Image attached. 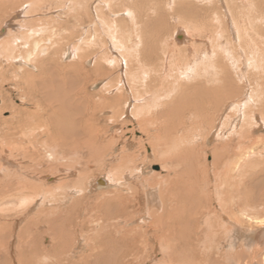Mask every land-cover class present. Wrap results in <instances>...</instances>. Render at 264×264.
Listing matches in <instances>:
<instances>
[{
    "label": "bare ground",
    "instance_id": "obj_1",
    "mask_svg": "<svg viewBox=\"0 0 264 264\" xmlns=\"http://www.w3.org/2000/svg\"><path fill=\"white\" fill-rule=\"evenodd\" d=\"M94 1H98L96 5L93 0H0V84L1 87L5 83L15 85V88L8 87V93H5L8 98L3 97L4 104L0 107V113L4 109L11 110L10 119H4L0 114L1 138L7 139L6 144L0 143V174L5 176L4 180L0 179V262L71 264L70 254H75V257L79 254L76 249L83 246L86 242L84 234L88 233L91 244L98 241V249L96 255L87 258L86 264H127L135 255H140L143 260L159 250H173L175 240L179 245L182 241L188 243L189 248L195 250L194 260L198 263V251L206 250L210 255L206 264L213 262V253L218 255L214 264H242L243 253L248 249L252 250L250 261L243 264H264V203L256 202L257 198L244 204L243 196L247 195L241 192L239 178L241 164L247 159L245 154L256 153L255 149H244L243 144L247 141L243 129L254 121L263 127L264 101L261 98L264 99V81L259 83V79L264 74V4L259 5L260 0H237L251 6L252 11L244 14L234 10V14L231 11L233 7H227L228 11L222 15L219 8L207 9L202 5L213 0H194L202 5V18L204 14H211L208 24L213 28H210L208 36L205 34L206 26L191 21L182 25L185 31L182 38L184 42L191 40L193 43L177 41L176 33L183 31L178 28L170 35L171 38L162 39L160 45L147 51L143 50V43L148 42L142 33L144 30L139 27L145 12H139L138 0ZM176 1L167 0V5L173 7L175 13L181 11V2L189 0ZM159 7L157 0L147 4V8L156 13ZM89 8L97 15H90ZM61 11L68 14L66 18L59 15ZM114 12L126 13L127 19L114 18ZM3 13L12 16L11 19L3 21ZM182 13L176 18L182 19L186 10L183 9ZM77 31H80L79 35ZM67 34L77 35L80 43H66L69 42H65L66 38L74 37ZM202 40L207 44L200 45L198 42ZM57 44L59 47L52 50ZM92 47L95 48L90 53ZM234 47L240 52L236 53ZM69 52L78 57L73 65L61 61ZM93 52L99 53L97 63L91 69H82ZM29 66L36 67V72L30 71ZM246 66L255 68L260 74L254 82L251 78L247 80L251 85L248 92L243 91L247 89L245 85L241 90L231 81L229 72L232 69L236 75L232 74L238 78L239 71L242 73ZM121 67L125 70L120 71ZM72 68L76 70L73 73ZM68 71L73 75L69 76ZM113 72L117 74L111 77ZM246 76L244 74L243 79ZM240 79L238 81H242ZM100 81L105 83L99 91H88L90 84ZM184 82H188L190 91L197 92L195 95L200 92L199 95L210 100L212 108L232 107V112L225 116L223 125L226 130L222 128L219 133L215 132L219 139L229 136L227 133L235 135L229 143L222 145V152L214 153L225 154V159L222 158L225 160L224 168L220 169L215 161L209 164L200 159V155L195 154L196 150L191 148L198 143L196 137L202 132L199 113H191L189 105L178 109V112L172 110L174 105L167 110V104L177 99L176 92ZM16 95L20 96L18 105L11 101ZM193 96L187 98L191 101ZM194 102L197 103L196 99L190 103L191 107ZM256 107L261 118L254 112ZM106 109H111L113 115L102 118L109 124L115 122L112 127L123 115L132 113L131 120L135 126L130 136L122 144V132L114 143L116 141L115 144L121 146L123 153L128 150L139 153L121 154L120 157V165L132 162L130 159L133 158L136 168L111 169L91 179L90 185L85 180L76 181L72 186L75 189H69L68 182L56 179V176L63 171L62 164L65 162L67 165L69 153L77 158L78 166L83 165L81 159L86 156L84 144L89 151L94 147L84 140L87 136H95L88 126L98 120L95 118L98 111ZM135 128L143 135L134 137ZM106 129L108 127L104 129L107 133ZM211 133L209 131L208 137L205 135L204 138L211 140ZM141 138H148L146 144L150 142L153 152L151 147L149 152L145 144L137 141ZM147 151L148 157L142 159L147 162L153 156L161 166L160 170L147 171L146 175L145 169L151 168L142 160L135 161ZM42 154L50 162H55L48 166L51 167L47 169L48 174H42L38 169L40 174L34 176L41 179V183L36 185L30 174L37 165L45 164ZM231 154L236 156L232 158ZM26 157L32 159L34 165L26 166ZM18 169L24 174L21 175V170L18 174ZM235 171L239 174L235 175ZM84 174L80 171L78 176L82 178ZM228 175L227 184L231 188L225 187V193L221 190V181ZM129 179L139 181L134 184V180L131 183ZM111 183L114 188H111ZM139 183L140 186L137 185ZM76 189L87 190V201L75 198ZM227 191L231 193L225 196ZM96 199L98 201L92 205ZM212 201L215 207H212ZM40 202L46 207L42 206L37 211L35 208ZM23 220L26 222L21 225ZM90 220L96 223L101 220L102 223L98 229V225L89 228ZM247 221L249 226L245 224ZM124 222H137L140 226L129 227ZM225 240L230 244V251L221 249ZM256 256L257 260L260 257L259 263L253 262ZM79 257L82 260L84 254ZM155 258L154 263L147 264L165 262Z\"/></svg>",
    "mask_w": 264,
    "mask_h": 264
},
{
    "label": "rangeland",
    "instance_id": "obj_2",
    "mask_svg": "<svg viewBox=\"0 0 264 264\" xmlns=\"http://www.w3.org/2000/svg\"><path fill=\"white\" fill-rule=\"evenodd\" d=\"M25 1V0H24ZM128 2L130 1V0H127ZM158 1V3H159V11L156 13V11L154 10V11H152V10H149L148 8H147V4L148 3H151V0H138V4H139V12L141 11V10H143V11H141V12H145V13H143V19H142V22H141V25H139V27H140V29L141 30H144V31H142V33H143V35H145V38H146V40H147V44L146 43H143L142 45H143V50L144 49H147V51H149L150 50V47H153V46H157V45H160L161 44V41H162V39H164V38H171V36L173 35V33H174V31L175 30H177L178 28L180 29H182L183 27H182V25L184 24V23H188V22H193V24H202L203 26H206V32H205V34L208 36V34H209V31L211 30L210 28H213L210 24H208V22H209V20H210V18H211V14H209V16L208 15H206V14H204L205 16H203V18H202V15H203V10L201 9L202 8V5H204L205 7H207V9H216V8H219L220 10H221V14L223 15V13L222 12H225V10L226 11H228V9H227V7H233L232 8V12L235 14V11L236 12H238V11H243V13L245 14V12H248V13H250L251 11H252V7L251 6H245V5H243L242 3H240L239 1H237V0H231V1H229V0H213V1H210V3L209 2H207V3H202V5L201 4H196L195 2L196 1H194V0H189V1H187V2H181L180 4H179V8L181 9V11H178L177 13H175V10H174V8L172 7V8H170L168 5H167V0H157ZM233 1V2H232ZM237 1V2H236ZM93 2H94V5H96L95 3L96 2H98V1H94L93 0ZM140 2V3H139ZM175 2H177L176 0H175ZM192 2V3H191ZM225 2L226 3H228V5H226L225 4ZM256 2H258V0L256 1ZM260 2V4L259 5H263L264 3H263V0H260L259 1ZM46 3V5L48 4V1L47 2H45ZM92 3V2H91ZM195 3V4H194ZM220 3H222V4H224V5H222V4H220ZM229 3H231V4H233V5H231V4H229ZM238 3V4H237ZM141 4V5H140ZM91 5V4H90ZM21 7V6H20ZM19 7V8H20ZM184 7V8H183ZM90 8H92V7H90ZM90 8H89V11H90V15H97V13L93 10V12H92V9L90 10ZM141 8V9H140ZM194 8V9H193ZM230 8V9H231ZM23 9V8H22ZM183 9L184 10H186V14L185 15H182L181 17H182V19H178V18H176V16L177 17H179V14L181 15V14H183L182 13V11H183ZM230 9H229V12H230ZM235 10V11H234ZM63 11V10H62ZM62 11L59 13V15H63V16H65V18L67 17V15H65V14H63L62 13ZM195 12V13H194ZM196 12H198V13H196ZM259 12V11H258ZM18 13V12H17ZM62 13V14H61ZM85 13V12H84ZM115 13V17L114 18H116V19H122V18H125V19H127V16H126V13H124V15L122 14H118V13H116V12H114ZM154 13V14H153ZM194 13V14H193ZM200 13H202V14H200ZM190 14H192V15H190ZM201 16H200V15ZM124 16V17H123ZM2 17H3V21L4 20H10L11 19V17L12 16H10V15H7V13H3L2 14ZM148 17V18H147ZM10 18V19H9ZM148 19V20H147ZM196 19V20H195ZM14 20V19H13ZM177 20H178V22H177ZM1 21V20H0ZM204 21V22H203ZM147 23V24H146ZM228 23V22H227ZM144 25V26H143ZM208 25H210V26H208ZM228 25V24H227ZM227 25H225V28L227 27V31H228V33H230L229 32V29H228V26ZM144 27V28H143ZM207 27H209V28H207ZM256 29H259V27L258 26H256ZM183 31H178L177 33H176V40L177 41H179V42H182V43H188V44H191V43H193V41H188V42H184L185 41V39H183L182 38V34H185L184 32V29H182ZM81 31V30H80ZM80 31L78 32H76V33H78V35L80 34ZM181 32V33H180ZM4 35H6V34H4ZM67 35H70V36H74V37H70V38H66L65 39V42L66 41H69V42H66V43H71V44H73V43H80L79 42V40L76 38V36L77 35H75V34H67ZM171 35V36H170ZM180 35H181V37H180ZM207 36H205V37H207ZM204 37V39H206ZM70 39V40H69ZM76 40H78V41H76ZM63 43V42H62ZM200 45H206L207 44V42H206V40H202V41H199L198 42ZM197 43V44H198ZM59 46H58V44H57V46L56 47H54V48H52V50L53 49H57ZM248 47V46H247ZM94 48L95 47H92L91 49H90V53L92 52V50H94ZM149 49V50H148ZM234 49H235V47H234ZM60 50V49H59ZM65 50V49H64ZM89 51V50H88ZM97 51V50H96ZM235 52L237 53V52H240L239 50H236L235 49ZM94 54L91 56L92 58H90L89 60H86L85 62V64L83 65V66H81V67H83L82 69H91L94 65H95V63H97V59H99L98 57H99V53L97 52H93ZM96 53V54H95ZM43 56H45V55H43ZM43 56H41V57H43ZM75 60V61H74ZM78 60V57L76 58L75 56H72L71 55V53L69 52V54H65L63 57H62V63L63 64H74L76 61ZM73 61V62H72ZM90 61V62H89ZM62 63H60V64H62ZM89 63V64H88ZM24 63H22V65H23ZM62 64V65H63ZM17 65V64H16ZM71 66V65H70ZM73 67H75V66H73ZM195 67H197L196 65H195ZM256 67V66H255ZM30 71H32V72H36V67H33V66H29V67H27ZM71 70V72L72 71H76V70H73V68L72 69H70ZM123 70V68L121 67V69H120V71H122ZM125 70V69H124ZM123 70V71H124ZM246 70V71H245ZM244 71V72H243ZM70 71H68V75L69 76H71V75H73L72 73H71ZM230 75L232 76H230V78H231V81H233V83L234 84H237V86H240L241 87V90H243V88H244V85H245V87L247 88V89H244L243 91H245V92H248V88L249 87H251V85H249L248 84V82H247V80L249 79V78H251V82H254L255 81V79H257L258 77L257 76H259L260 74H259V72H256V69L254 68H251V69H249L248 68V66H246V68H242V73H240V71H239V77L241 78L240 80H242V81H238V79H239V77L237 78V76H234L233 74H235V73H233L234 71H232V69H230ZM233 73V74H232ZM24 73L23 72H21V75H23ZM117 74V72H113V74H111L110 76L112 77L113 75L115 76ZM245 74V76L246 75H248V76H246V78H244L243 79V75ZM259 74V75H258ZM236 75V74H235ZM109 76V77H110ZM263 77H262V79L260 80L259 79V83H262V81H264V74L262 75ZM11 77V76H10ZM108 77V78H109ZM257 77V78H256ZM1 78V77H0ZM69 78V77H68ZM193 78H192V76H191V80H192ZM1 80V79H0ZM15 80V79H14ZM2 82V81H1ZM14 82V81H13ZM8 83V82H7ZM105 83V81H100V82H94V83H92V85L90 84L89 86H88V91H91V92H97V91H99V89L102 87V85ZM183 85L180 87V88H178V91L176 92L177 94H176V96H177V99H175L174 100V102L172 103V104H170L169 105V103L168 102H165L166 104H167V110H169V109H171V107L173 108V105H174V108L172 109V110H174L175 112L177 111H179L178 109H182L183 107H187L188 105V109H191L192 111H190L191 113H193V114H195V113H199V114H197V116H198V119H199V121H200V124H199V127L200 126H202L201 127V129H202V132H201V135L200 136H197L196 137V139H197V141H198V143L196 144H194V145H192L191 146V148L193 147L195 150H196V155H200V159H205V161H207V163H213L214 161H215V164L216 165H218V167L220 166V169L223 167V163L225 164V154H217L218 156H219V160L217 159L218 157H217V155L216 154H214V153H219V152H222V149H223V146L222 145H224V143H229L230 142V140L231 139H234L233 137H235V135L234 136H232L231 134H229V133H227V135H229V136H231V137H229V136H227V137H220V139H219V137H217L216 135L220 132V130L222 129V128H225V129H223V130H226V127H224V122L226 121V118L227 117H225L226 115H227V113L229 114V113H231L232 112V107L231 106H229V107H225L224 109H221V108H218L217 106L216 107H214V108H212V103H211V101L210 100H206L203 96H201V95H199L200 94V92H198L199 94H197V95H195L197 92H193V91H190L189 89H188V82H184V83H182ZM13 85V86H12ZM12 85H7L6 83L4 84V86L3 87H1V84H0V93H2V94H0V107L1 106H3V104H4V102H3V97H4V99H6V98H8L7 96H8V94H5V93H8V87H10V88H15V85L14 84H12ZM180 86V85H179ZM178 85H177V87H179ZM185 86V87H184ZM3 88V89H2ZM5 88V89H4ZM183 88H185L184 90L185 91H183V90H181V89H183ZM251 89V88H250ZM190 91V93H188L189 91ZM262 90L264 91V86H263V88H262ZM6 91V92H5ZM183 93H182V92ZM244 92V93H245ZM10 93V92H9ZM114 93H115V91H114ZM243 93V94H244ZM11 94V93H10ZM184 94H186L187 96H183ZM242 94V95H243ZM113 95H116V94H113ZM182 95V96H181ZM189 95V96H188ZM193 95H195V96H193ZM175 96V97H176ZM180 96V97H179ZM191 96H193V99H196V102L197 103H195L194 102V104H192V107H191V104L190 103H192L193 102V99H191V101H190V99H188L187 97H191ZM196 96H198V97H196ZM201 96V97H200ZM264 96V95H263ZM15 97V98H14ZM13 98V100H11V101H13L15 104H19L20 103V101H19V95H16V96H14ZM186 97V98H185ZM192 98V97H191ZM200 98H202V99H205L204 101H200V100H202V99H200ZM181 99H183V101L181 100ZM263 101H264V99L263 98H261ZM186 100V101H185ZM199 100V101H198ZM187 101H189V102H187ZM181 102V103H180ZM184 103H187V104H184ZM189 103V104H188ZM208 103V104H207ZM210 103V104H209ZM183 104V105H182ZM197 104V105H196ZM195 105V106H194ZM206 105V107H204ZM208 105V106H207ZM211 106V107H210ZM180 107V108H179ZM208 107V108H207ZM258 107V106H257ZM257 107L256 108H254L255 110H254V112H255V114H260V111L259 110H257ZM193 108V109H192ZM200 108L202 109L203 108V110H200ZM211 108V109H210ZM177 109V110H176ZM204 109H206V110H204ZM108 110L110 111V114L108 113ZM198 110V111H197ZM209 110V111H208ZM130 111H132V109H130ZM194 111V112H193ZM202 111H203V113H202ZM101 112V113H100ZM174 112V113H175ZM201 112V113H200ZM3 117H5L4 119H10L11 118V110L10 109H7V110H3V111H1V113H0ZM201 114H203V115H201ZM223 114V115H222ZM96 115H97V117H96ZM96 115H95V118L96 119H98L99 120V123H97V121L96 122H92V125L91 124H89V125H91L92 127H95V128H92L91 126H88V128L90 127L92 130H93V133L95 134V136H93V137H89V136H87L84 140L85 141H87V143L88 142H90L91 144H93L94 145V147H93V149H95V150H93V149H90V151H89V149H86V146H87V144H84L85 145V147H84V149L86 150V156L85 157H83V159H81V161L83 162V165H79L78 166V164L75 162L76 161V157L72 154V153H69V160L67 161V165H66V163L64 162L62 165V169H63V171H60L59 172V176H56V179H63V181H66V182H68V183H66V182H64V183H66L67 184V187H69V189H75V188H73L72 186H73V184H74V182H76V181H78V182H80V181H82V180H85V181H87V184L88 185H90V181H91V179H95V178H97V176L98 175H102V174H104L105 172L106 173H108L107 171H109L110 172V170L111 169H122V171L123 170H129V169H132V168H136V165H133L134 163V159L133 158H131L130 160L132 161V162H129V163H125V164H123V165H120V164H122V161H121V159H120V157H121V154H139V153H134L133 151H129L128 150V152H125V153H123V151H122V148H121V146H118L117 144H115L116 143V141H115V143H114V140H116V139H118V138H116L117 136H119V134H122V132H123V136L121 137V140H120V143H124L125 141V139L126 138H128V136H130V134H131V129H134L133 127L135 126V125H133L134 123H133V121L131 120L132 119V113L131 112H129V115H128V113L126 114V115H123L121 118H120V120L118 121V125L117 124H115L116 126H114V127H112L113 125H114V123H110L109 124V121H106V122H104L103 120V118L104 117H106V118H109L111 115H113V111H111V109H106L105 111L103 110V111H98L97 113H96ZM181 115V113H179V116ZM199 115H201V116H199ZM205 115H206V117H205ZM261 116V114L258 116V117H260ZM103 117V118H102ZM200 117H202V118H200ZM215 117V118H214ZM204 118V119H203ZM212 118H213V120L214 121H212ZM261 118V117H260ZM101 119V120H100ZM123 119V120H122ZM206 119H208V123L205 121ZM211 119V120H210ZM258 119V118H257ZM164 120H165V118H164ZM196 120H197V118H196ZM212 121V122H211ZM249 121V120H248ZM262 122H263V127L262 128H260L259 127V124H256V121H254V124H252L251 126H246L244 129H243V132H244V136H246L244 139H246V144H243V147H244V149L246 150V149H251V150H256V153H252V154H245V155H247V159H245V162L243 161L242 162V168H241V172L239 171V173H241L240 175L241 176H239V178H240V188H241V192L243 191V194L244 195H247V196H243V199H244V204L245 203H247L248 204V200H250V199H257L256 200V202H259V203H261L260 201H262L263 203H264V119H262ZM219 123V124H218ZM250 123H251V121H250ZM101 124H102V126H101ZM214 124V125H213ZM220 124H222L223 125V127H221L222 125H220ZM96 125L98 126V131L96 130L97 129V127H96ZM208 127H207V126ZM215 125H216V127H215ZM248 125H249V123H248ZM106 126V127H105ZM213 126H214V128H213ZM101 127V129L99 130V128ZM103 127H104V129L105 128H107L108 127V129H106V131H107V133L106 132H104V129H103ZM112 127V128H111ZM250 127H252V128H250ZM259 128V129H258ZM1 129V128H0ZM111 129V130H110ZM136 129V128H135ZM207 129V130H206ZM213 129H215V130H213ZM217 129V130H216ZM254 129V130H253ZM101 130H102V135L99 133V131L101 132ZM114 130V131H113ZM117 132H116V131ZM120 130H122V131H120ZM228 131H232V130H230V129H227ZM247 130V131H246ZM253 130V131H252ZM208 131V132H207ZM209 131L210 132H212L211 133V135H210V137L209 138H211V136H212V139L210 140H208V135H206V134H208L209 133ZM255 131V132H254ZM8 132V131H7ZM215 132H218V133H214ZM96 133H99L98 135H96ZM116 133L118 134V135H116ZM133 133L134 134H136V135H133L134 137H137V136H139V135H143V133H141L138 129H136L135 130V132L133 131ZM141 133V134H140ZM204 134V135H203ZM214 134V135H213ZM9 135V134H8ZM207 136L206 138H204V136ZM98 136H100V137H104V136H107L106 137V139H104V138H98ZM113 136V137H112ZM219 136V135H218ZM262 136V137H261ZM201 137V138H200ZM214 137V138H213ZM248 137V138H247ZM93 138H94V140H96V141H94L93 140ZM139 138V137H138ZM10 139V138H9ZM119 139H120V137H119ZM203 139V140H202ZM205 139V140H204ZM207 139V140H206ZM255 139V140H254ZM200 140V141H199ZM5 141H7V139L5 138H1V134H0V143H2V142H4L3 143V145L4 144H6L5 143ZM104 141V142H103ZM112 141V142H111ZM137 141H141L143 144H145V146H147L148 148L149 147H151V149H152V152H153V146L150 144V142L148 143V144H146V141H148V138H141V140H139V139H137ZM196 141V142H197ZM211 141V142H210ZM94 142V143H93ZM111 142V143H110ZM141 142H137V143H139V145H141L142 143ZM207 142V143H206ZM210 142V143H209ZM217 142H218V144H217ZM216 143V144H215ZM220 143V144H219ZM116 146V149L114 148ZM145 146H144V148H145ZM129 147V146H128ZM248 147V148H247ZM0 148H2V145L0 146ZM142 148H143V145H142ZM131 150V149H130ZM139 150V149H138ZM145 150H148L147 148L145 149ZM1 151V150H0ZM15 151V155L16 156H19V154H16L17 153V151L16 150H14ZM91 151H93L94 153H91ZM98 152V153H96V152ZM115 151V152H114ZM125 151H127V150H125ZM144 151V150H143ZM149 152H150V148H149ZM213 152V153H212ZM262 152V153H261ZM18 153H19V151H18ZM107 155H106V154ZM112 153V154H111ZM21 154H22V152H21ZM98 154V155H97ZM102 154V155H101ZM147 154H148V151L146 152V154H145V152H144V154H142L141 155V157H139V158H137V159H135V160H137V161H135V162H139L140 160H142V163L145 165V166H149V168H151V169H148V170H146L145 169V171H146V175L148 174V172L149 171H155V169L158 171V170H160V162L159 161H157V160H155V158L153 157V156H151V157H149L147 160V162H145L142 158H147L148 156H147ZM206 155V156H205ZM233 155H235L236 156V154H233ZM232 154H231V156H232V158L234 157ZM241 155V154H240ZM243 155V154H242ZM94 156V157H93ZM102 156V157H101ZM216 156V157H215ZM230 156V157H231ZM42 160H43V162L45 163L44 165H37V167H36V170H32V173L30 174V176H32L33 178H31V181H33L36 185H40V183H41V179H38L37 178V176L35 177L34 175H36V173H39L40 174V172L43 174H48V173H46L47 172V169L49 170V168H51V167H48V166H51L52 165V163L54 164V162H55V160H53L52 162H50L48 159H47V157H46V155L45 154H42ZM204 157H206V158H204ZM45 158V159H44ZM73 158V159H72ZM76 158V159H75ZM97 158V159H96ZM141 158V159H140ZM146 158H145V160H146ZM222 158H224V159H222ZM26 159V166H28V165H34V161H32V159H30L29 157H26L25 158ZM104 159V160H103ZM130 160H127V162L128 161H130ZM234 160H236V159H234ZM32 161V162H31ZM218 161V162H217ZM71 162H73V164H71ZM94 162V163H93ZM58 163V161H56V164ZM76 165H75V164ZM90 163V164H89ZM24 164V165H25ZM127 164V165H126ZM132 165V166H130V165ZM70 165H73L72 167H70ZM81 166V167H80ZM87 166V167H86ZM38 167H40V168H38ZM70 169H69V168ZM86 167V169H84ZM182 167H184L183 169H185V166H182ZM199 167V166H198ZM66 168H68L69 170H66ZM88 168V169H87ZM224 168V167H223ZM13 169H17V168H13ZM38 169H41L42 171H40V170H38ZM244 169V170H243ZM21 170V169H20ZM20 170L18 169L17 170V173L19 174L20 173ZM38 170V171H37ZM243 170V171H242ZM31 171V170H30ZM40 171V172H39ZM43 171H45V172H43ZM80 171H82L83 173H85L84 175V177H79L78 176V173H80ZM148 171V172H147ZM35 172V173H34ZM245 172V173H244ZM50 173H52V172H50ZM237 171H235V175H238L239 174ZM22 174H24V172L21 170V175ZM107 175V174H106ZM145 175V174H144ZM55 176V175H54ZM263 176V177H262ZM4 175L3 174H0V179H2L3 178V180H4ZM136 177V176H135ZM227 177H229V175L228 176H225V180L223 181H221L222 183V188L223 189H225V187H227V188H231V185H228L227 184ZM79 178V179H78ZM56 179H54L53 181H56ZM133 180H134V184L136 183V182H138V181H136L135 179H129L128 181L129 182H131V183H133ZM38 183H37V182ZM226 182V183H225ZM251 182H253V183H251ZM52 183V182H51ZM225 183V184H224ZM233 182H231V184H232ZM235 183V182H234ZM137 185H141L140 183L139 184H137ZM226 185H228V186H226ZM110 186H111V188H114V186H113V184L111 183L110 184ZM230 186V187H229ZM1 187V186H0ZM110 187H108V188H106V189H109ZM221 188V190L223 191V192H225L226 193V190H227V188L225 189V190H223ZM233 189V188H232ZM222 191H221V193H222ZM232 191V190H231ZM74 193L77 195L75 198H77V197H79V198H84V200L85 201H87V199H86V197H87V190H83V192L80 190V189H76V190H74ZM228 193L230 194L231 192H229V191H227V194L225 195V196H227L228 195ZM249 195V196H248ZM1 197V196H0ZM222 197H223V194H222ZM101 198V197H100ZM96 201H98L97 199L95 200V201H93L92 203L91 202H89V203H91L92 205H94L95 203H96ZM213 202V201H212ZM205 203V202H204ZM39 206V207H38ZM46 207V205L45 204H41V202L40 203H38V205L36 206V208L35 209H37V211L41 208V207ZM212 207H215V204H214V202H213V205H212ZM262 207V206H261ZM209 211V210H208ZM207 213V212H206ZM19 216H24V215H19ZM30 215H28V216H26L25 218H27V217H29ZM1 217V216H0ZM197 217V216H196ZM26 222V220H23V222L21 223V225L22 224H24ZM98 223V224H97ZM96 223V221L95 220H90L89 222H88V227L89 228H92V227H94V226H96V225H98L97 226V229L100 227L99 225L102 223V221L100 220V221H98ZM126 225H128L129 227H132V226H135V225H138V226H140L139 224H137V222H134V223H130V222H124ZM128 223V224H127ZM246 226H249L250 224H249V221H247L246 223ZM257 226V225H256ZM79 227H80V225H79ZM18 230V229H17ZM92 232V231H91ZM86 233H87V231H86ZM84 238L86 239V242H84L83 243V246H79V249H76V251H80L79 252V254L75 257V254H70V256H71V260H72V263L71 264H86L87 263V258L90 256V255H92L91 257H93L94 255H96V253H97V249H98V241H97V243L96 244H91V238H89V235H88V233L87 234H84ZM17 240V239H16ZM225 242H226V240H225ZM223 243L222 245V250H228V251H230V249H229V243L228 242H226V243ZM182 244L181 245H179L180 243H179V241H177V240H175V248L172 250H170L169 252H163V251H161L160 252V250L159 251H157L158 253H154V255H152V256H149V257H146V258H144L143 260H142V258L140 257V255H135L134 257H130L129 258V260H128V263L127 264H147L148 262L150 263V262H152V263H154L153 262V260H154V257H156L155 258V260L157 259V260H163V261H165V262H163V264L164 263H166V264H206V263H208V262H206V260L207 259H209V257H210V255H209V253L207 254L206 252V250H201V252H199L198 251V258H199V263H198V261L197 260H194V256L196 257V255H195V250H191L190 248H189V244L188 243H186L185 241H182L181 242ZM228 243V244H227ZM201 245V244H200ZM227 247H226V246ZM166 247H168V245H166ZM169 250V249H168ZM251 251L252 250H246L245 249V251H244V253H243V258H242V264L243 263H246V261L247 262H249L250 260V254H251ZM152 253V252H151ZM166 253V255H164ZM80 254H84V257H83V259L81 260V258L79 257L80 256ZM156 254V255H155ZM210 254H212L211 252H210ZM217 256L218 255H216V254H214L213 253V257H212V260H213V262H216V260H217ZM18 257V256H17ZM256 258V260H254V259H252V260H254L253 262H255V261H257V263H259L260 261H259V258H258V260H257V256L255 257ZM17 259V258H16ZM88 259H90V258H88ZM167 259V260H166ZM194 260V261H193ZM249 260V261H248ZM193 261V262H192ZM212 262V263H213ZM14 264H16V262H13ZM211 263V264H212ZM0 264H7V263H5L4 261H1L0 262ZM214 264V263H213ZM221 264V263H220ZM260 264V263H259Z\"/></svg>",
    "mask_w": 264,
    "mask_h": 264
}]
</instances>
